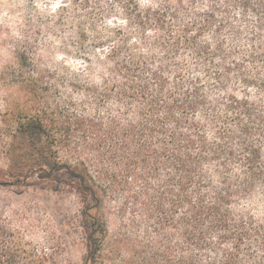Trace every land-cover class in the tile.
I'll return each instance as SVG.
<instances>
[{
    "label": "trees",
    "instance_id": "16d2710c",
    "mask_svg": "<svg viewBox=\"0 0 264 264\" xmlns=\"http://www.w3.org/2000/svg\"><path fill=\"white\" fill-rule=\"evenodd\" d=\"M53 13L82 64L48 83L61 98L19 77L46 106L19 112L16 132L30 170L75 174L83 264L103 260L108 207L173 230L176 264H264L250 208L264 205V0H62ZM57 143L73 163L52 159ZM1 212L0 264H68L23 210Z\"/></svg>",
    "mask_w": 264,
    "mask_h": 264
},
{
    "label": "rangeland",
    "instance_id": "374dc122",
    "mask_svg": "<svg viewBox=\"0 0 264 264\" xmlns=\"http://www.w3.org/2000/svg\"><path fill=\"white\" fill-rule=\"evenodd\" d=\"M61 1L0 0V208L5 215L23 210L27 217L21 215L31 222L29 228L35 240L41 241L48 233L62 241L66 263L83 264L87 252L84 203L75 174L65 168L30 170L20 147L23 139L16 132L17 122L24 116L19 112L28 114L46 106V101L38 102L19 77L39 79L41 96H46L51 79L61 82L63 66L77 68L82 64L76 49L66 47L65 32L51 27L57 16L53 11ZM20 54L24 67L18 65ZM64 92L57 86L48 95L61 98ZM51 151L55 153L52 159L59 164L75 161L60 143ZM90 203V213L96 215L95 200ZM250 208L255 209L257 218L264 217V205ZM103 214L108 229L103 260L98 264H176L173 230L152 231L146 222L132 225L110 207L103 209ZM20 219L17 214L16 220Z\"/></svg>",
    "mask_w": 264,
    "mask_h": 264
}]
</instances>
